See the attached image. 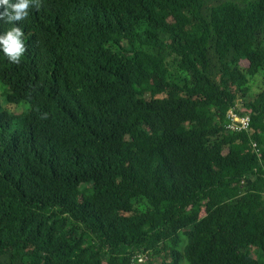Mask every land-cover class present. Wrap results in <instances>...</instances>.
<instances>
[{
    "label": "trees",
    "instance_id": "obj_1",
    "mask_svg": "<svg viewBox=\"0 0 264 264\" xmlns=\"http://www.w3.org/2000/svg\"><path fill=\"white\" fill-rule=\"evenodd\" d=\"M38 3L0 58V264H264V0Z\"/></svg>",
    "mask_w": 264,
    "mask_h": 264
},
{
    "label": "clouds",
    "instance_id": "obj_2",
    "mask_svg": "<svg viewBox=\"0 0 264 264\" xmlns=\"http://www.w3.org/2000/svg\"><path fill=\"white\" fill-rule=\"evenodd\" d=\"M33 7H39L38 0H0V21L12 25L0 32V58L11 64H20L27 51L25 33L19 22L29 16Z\"/></svg>",
    "mask_w": 264,
    "mask_h": 264
},
{
    "label": "built area",
    "instance_id": "obj_3",
    "mask_svg": "<svg viewBox=\"0 0 264 264\" xmlns=\"http://www.w3.org/2000/svg\"><path fill=\"white\" fill-rule=\"evenodd\" d=\"M243 103L240 100L237 103L236 108H233L229 111L228 125L227 129L234 133H246L250 134L252 132V117L249 114H244L241 108V104ZM254 148L260 153V149L257 143H254ZM146 256H138L132 261V264H144L146 262Z\"/></svg>",
    "mask_w": 264,
    "mask_h": 264
},
{
    "label": "rangeland",
    "instance_id": "obj_4",
    "mask_svg": "<svg viewBox=\"0 0 264 264\" xmlns=\"http://www.w3.org/2000/svg\"><path fill=\"white\" fill-rule=\"evenodd\" d=\"M257 81H256V83H255V88H257V84H259L258 83V80H259V78H257L256 79ZM253 92H254V90H253ZM202 215H204V213L202 214ZM180 250L181 251H183L184 250V246H181V248H180ZM251 254L253 255V256H256V258L259 256V255H261V253L260 252H258L257 251V249H253V251H251ZM260 259V257H258L257 258V260H259ZM146 262H147V259H146ZM145 262V263H146ZM171 262V259H169V258H165V256L164 255H162V256H155V257H151L150 258V260L146 263V264H169ZM144 263V264H145ZM258 263V261H254V263L253 264H257Z\"/></svg>",
    "mask_w": 264,
    "mask_h": 264
},
{
    "label": "bare ground",
    "instance_id": "obj_5",
    "mask_svg": "<svg viewBox=\"0 0 264 264\" xmlns=\"http://www.w3.org/2000/svg\"><path fill=\"white\" fill-rule=\"evenodd\" d=\"M39 73V72H38ZM3 82V81H2ZM57 130V129H56ZM25 177V176H24ZM28 181V180H27ZM42 242V241H41ZM42 245V244H41Z\"/></svg>",
    "mask_w": 264,
    "mask_h": 264
}]
</instances>
